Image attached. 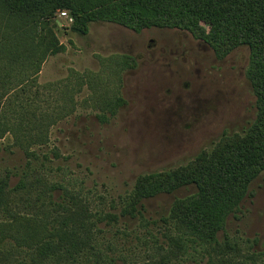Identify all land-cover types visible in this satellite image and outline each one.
Instances as JSON below:
<instances>
[{
    "label": "rangeland",
    "instance_id": "374dc122",
    "mask_svg": "<svg viewBox=\"0 0 264 264\" xmlns=\"http://www.w3.org/2000/svg\"><path fill=\"white\" fill-rule=\"evenodd\" d=\"M55 21L66 50L45 62L30 95L38 98V116L54 119L64 104L73 113L51 124L46 142L37 141L43 122L33 117L26 127L0 135V180L9 198L0 222L11 223L10 213L31 219L40 209L37 223L49 220L55 227L53 211L76 197L91 213L93 240L76 264H139L169 250L173 238L181 239L184 250L171 264H264V173L211 243L197 240L170 217L176 200L197 193L193 185L144 198L132 215L123 214L143 178L172 174L212 152L224 137L245 136L257 117L247 77L249 49L219 59L180 30L136 33L96 22L80 36L71 31L67 11ZM68 77L84 83L65 101L60 84ZM112 96L123 103L108 108ZM9 99H0V122ZM53 185L60 188L48 191ZM33 251L8 239L0 244V264H31Z\"/></svg>",
    "mask_w": 264,
    "mask_h": 264
},
{
    "label": "trees",
    "instance_id": "16d2710c",
    "mask_svg": "<svg viewBox=\"0 0 264 264\" xmlns=\"http://www.w3.org/2000/svg\"><path fill=\"white\" fill-rule=\"evenodd\" d=\"M61 11L68 12L73 21L70 29L80 36L88 35L93 23L108 22L136 33L152 28L184 31L209 45L219 59L239 48L249 49L247 77L256 95L257 117L245 136L224 137L212 152H203L188 167L172 174L143 178L123 213L132 215L144 198L193 185L197 193L176 200L170 217L197 240L215 241L228 218L240 211L251 183L264 173V0H0V99L10 98L8 113L0 122L2 136L26 127L33 117L43 122L37 141L46 142L51 124L73 113L64 104L54 119L44 113L38 116V98L30 95L45 62L66 50L57 37L55 20ZM70 78L60 84L67 90L62 91L65 101L80 92L84 83L80 78L74 84ZM122 103L112 96L106 106ZM5 183L0 180V212L9 203ZM50 187L48 191L60 188ZM64 192L69 195L68 190ZM53 213L55 227L46 224L49 220L37 223L40 209L31 219L10 213L11 223L0 222V244L9 239L18 247L33 248L31 264H76L93 247L88 206L72 197V205L58 207ZM183 250L181 239L173 238L169 250L139 264H171Z\"/></svg>",
    "mask_w": 264,
    "mask_h": 264
},
{
    "label": "built area",
    "instance_id": "2783aa9c",
    "mask_svg": "<svg viewBox=\"0 0 264 264\" xmlns=\"http://www.w3.org/2000/svg\"><path fill=\"white\" fill-rule=\"evenodd\" d=\"M61 16H62V17H67V13H66V12H63V13L61 14ZM71 21H72V19H71Z\"/></svg>",
    "mask_w": 264,
    "mask_h": 264
},
{
    "label": "flooded vegetation",
    "instance_id": "af4514ba",
    "mask_svg": "<svg viewBox=\"0 0 264 264\" xmlns=\"http://www.w3.org/2000/svg\"><path fill=\"white\" fill-rule=\"evenodd\" d=\"M201 42H203V41H201ZM203 43H205V42H203ZM206 44V43H205ZM207 45V44H206ZM208 47H210L209 45H208Z\"/></svg>",
    "mask_w": 264,
    "mask_h": 264
}]
</instances>
